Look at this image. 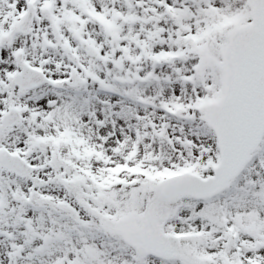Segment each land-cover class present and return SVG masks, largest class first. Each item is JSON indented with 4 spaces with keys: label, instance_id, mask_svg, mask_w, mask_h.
<instances>
[{
    "label": "snow or ice",
    "instance_id": "obj_1",
    "mask_svg": "<svg viewBox=\"0 0 264 264\" xmlns=\"http://www.w3.org/2000/svg\"><path fill=\"white\" fill-rule=\"evenodd\" d=\"M0 264H264V0H0Z\"/></svg>",
    "mask_w": 264,
    "mask_h": 264
}]
</instances>
